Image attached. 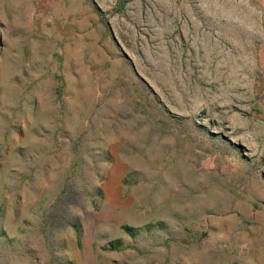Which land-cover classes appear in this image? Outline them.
<instances>
[{"label":"rangeland","instance_id":"rangeland-1","mask_svg":"<svg viewBox=\"0 0 264 264\" xmlns=\"http://www.w3.org/2000/svg\"><path fill=\"white\" fill-rule=\"evenodd\" d=\"M114 3L0 0V264H264V0Z\"/></svg>","mask_w":264,"mask_h":264},{"label":"trees","instance_id":"trees-1","mask_svg":"<svg viewBox=\"0 0 264 264\" xmlns=\"http://www.w3.org/2000/svg\"><path fill=\"white\" fill-rule=\"evenodd\" d=\"M126 1H128V0H115V3L113 5L112 9H114V10L120 9Z\"/></svg>","mask_w":264,"mask_h":264},{"label":"crops","instance_id":"crops-1","mask_svg":"<svg viewBox=\"0 0 264 264\" xmlns=\"http://www.w3.org/2000/svg\"><path fill=\"white\" fill-rule=\"evenodd\" d=\"M30 9L32 10L33 9V6H31Z\"/></svg>","mask_w":264,"mask_h":264}]
</instances>
